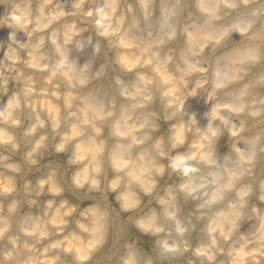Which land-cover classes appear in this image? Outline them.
Returning a JSON list of instances; mask_svg holds the SVG:
<instances>
[{"label":"clouds","instance_id":"1","mask_svg":"<svg viewBox=\"0 0 264 264\" xmlns=\"http://www.w3.org/2000/svg\"><path fill=\"white\" fill-rule=\"evenodd\" d=\"M0 264H264V0H0Z\"/></svg>","mask_w":264,"mask_h":264}]
</instances>
